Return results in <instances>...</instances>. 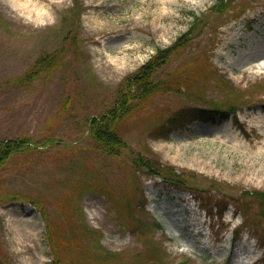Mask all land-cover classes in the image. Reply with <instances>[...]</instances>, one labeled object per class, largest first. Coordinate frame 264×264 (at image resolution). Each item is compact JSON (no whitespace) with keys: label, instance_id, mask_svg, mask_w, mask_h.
<instances>
[{"label":"rangeland","instance_id":"rangeland-1","mask_svg":"<svg viewBox=\"0 0 264 264\" xmlns=\"http://www.w3.org/2000/svg\"><path fill=\"white\" fill-rule=\"evenodd\" d=\"M24 1L0 0V143L37 150L0 168V264H264V0ZM158 49L110 155L88 120Z\"/></svg>","mask_w":264,"mask_h":264},{"label":"trees","instance_id":"trees-1","mask_svg":"<svg viewBox=\"0 0 264 264\" xmlns=\"http://www.w3.org/2000/svg\"><path fill=\"white\" fill-rule=\"evenodd\" d=\"M220 1L222 0H219V2ZM168 53L169 50H158L147 65L142 66L136 74L126 78L125 81H123L124 83H121L122 85L120 84L117 90L118 96H116L117 98L113 104L101 115L93 117L90 120L88 134L99 146H104L99 148L108 152L110 155H117L116 152L118 148L121 149V147H118L121 141H116L117 134L115 129L117 128V123L124 120L132 113L134 106H136V102L142 100L147 94L156 91L155 86L157 83H152L151 77L157 68L165 62L169 55ZM28 78L29 77H26L25 79ZM186 116L187 114L179 112L175 119L169 118L165 123L160 125V127L155 130L154 134L161 132L164 135H157L159 137L161 136V138H166L174 130L184 125L187 119L185 118ZM204 116L211 118L208 115L201 114V117ZM184 119L185 122H183ZM24 142H27L26 139L20 138L0 143V168L5 164L9 156L21 152L24 149ZM113 143L118 144L115 146ZM122 148H125V145H122ZM138 165L147 170H151L144 162H139Z\"/></svg>","mask_w":264,"mask_h":264},{"label":"bare ground","instance_id":"bare-ground-1","mask_svg":"<svg viewBox=\"0 0 264 264\" xmlns=\"http://www.w3.org/2000/svg\"><path fill=\"white\" fill-rule=\"evenodd\" d=\"M30 2H31L30 0H25L24 3H21V5H22L23 7H25V3H30Z\"/></svg>","mask_w":264,"mask_h":264}]
</instances>
